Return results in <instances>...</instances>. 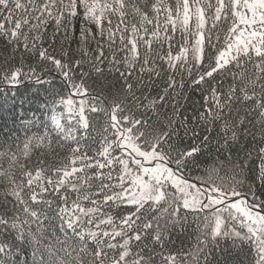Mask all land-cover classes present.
<instances>
[{"label": "snow or ice", "instance_id": "obj_1", "mask_svg": "<svg viewBox=\"0 0 264 264\" xmlns=\"http://www.w3.org/2000/svg\"><path fill=\"white\" fill-rule=\"evenodd\" d=\"M0 41V85L47 82L22 62L34 55L63 78L71 95L59 102L75 121L54 119L50 163L32 160L45 136L0 137V264H264V0H0ZM73 42L81 58L68 60ZM93 75L112 78L110 99L86 87ZM186 86L201 93L191 116ZM90 113L106 118L95 152L76 135ZM209 144L244 157L227 181L215 168L187 179ZM191 214L194 243L168 250Z\"/></svg>", "mask_w": 264, "mask_h": 264}, {"label": "trees", "instance_id": "obj_2", "mask_svg": "<svg viewBox=\"0 0 264 264\" xmlns=\"http://www.w3.org/2000/svg\"><path fill=\"white\" fill-rule=\"evenodd\" d=\"M75 32L78 35L83 24L81 18H76L74 20ZM92 27V31L95 32V26ZM52 27H49L48 35H51ZM61 44L65 46L68 41L64 39L63 36H57L56 43L53 45V54L58 58L61 56ZM8 46L0 41V52L4 51ZM96 45H88V52L92 59L95 58ZM65 50L70 52L68 60L80 59L81 55L77 48L75 42L72 43L71 48L65 47ZM105 54L108 55L107 49H105ZM5 55L7 53L5 52ZM87 57L84 58L85 70L89 67L87 64ZM17 61L21 60L20 55L16 57ZM22 62L29 67H33L41 76H46L48 78L47 82L42 84L35 83L34 80H25L24 83L10 87L7 85H0V137L8 139V143H15L17 146H22L23 142H26L29 138L45 136L46 140L40 144L39 147L33 149L32 160L46 159L49 163L55 158L52 151V146L56 141V133L48 135L49 130L55 127L54 119L58 120L60 124L64 125L66 128L73 125L75 121L72 116L68 113L67 107L60 104L61 97H68L71 95L69 89L65 86L63 78L58 72L53 70L50 65L45 62L39 61L38 57L34 55H29L27 53L23 54ZM78 76V74H77ZM185 79H188L185 77ZM114 83L111 77L106 80H98L94 75L86 78L85 85L89 87L92 95H97L100 93L103 87V95L109 96V89ZM112 92H115V88H111ZM185 94L187 95V103L185 108L188 114L191 116L194 110L199 108V101L201 93L197 87L186 86ZM74 100L80 99L79 97H72ZM92 117H95L93 121V127L89 132L85 133L82 129L76 130L77 139L80 141L81 146L87 151L89 148L93 152L99 146L97 140L99 139V132L105 126V117L97 113H90ZM22 118V119H21ZM205 133L201 130V136ZM210 139L216 137V132L213 131L209 133ZM67 143L72 144L73 141H68ZM244 142L242 141V144ZM188 146H192V141H187ZM256 144L251 140L244 147V151H248L254 148ZM66 146L58 150L59 156L62 158ZM243 159L244 152H237L233 150L230 157L226 156L222 152H218L216 148L209 144L206 149H203L201 153L197 154L192 161L188 164L185 170V176L187 179L192 181H198L199 178H207V176L215 168L219 174V177H223L225 181L229 179L231 175L232 164L230 161H235L237 157ZM251 168H255V160L250 165ZM249 180L251 184H256L255 173H248ZM214 179H219L214 175ZM256 191L258 194L264 193V186L257 184ZM51 199V197H49ZM38 210H41L38 208ZM45 214L48 213V207L44 206L42 209ZM53 210H55V205H53ZM202 215V214H201ZM200 217L197 214H191L188 218V224L191 227L184 234L176 233L172 238V243L169 244L168 250L175 251L182 246L185 248L189 244L194 243L193 234L196 231V225L199 223Z\"/></svg>", "mask_w": 264, "mask_h": 264}]
</instances>
